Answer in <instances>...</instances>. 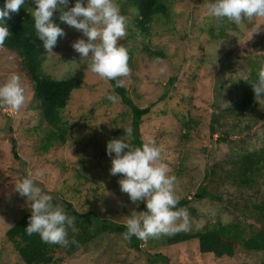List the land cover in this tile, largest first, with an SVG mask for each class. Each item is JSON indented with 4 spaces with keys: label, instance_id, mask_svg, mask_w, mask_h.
I'll return each instance as SVG.
<instances>
[{
    "label": "rangeland",
    "instance_id": "obj_1",
    "mask_svg": "<svg viewBox=\"0 0 264 264\" xmlns=\"http://www.w3.org/2000/svg\"><path fill=\"white\" fill-rule=\"evenodd\" d=\"M162 1L170 9L171 23L153 17L152 22L147 25L149 31L141 38L130 6L123 1L115 0L120 6L121 14L127 17V30H132L127 32L126 39L122 38L119 41L120 45L128 49V63L131 69L130 76L122 78L125 80L123 87L140 108L151 109L149 118L143 120L144 124L137 137L142 143L155 139L157 145L162 147L163 162L171 169L169 175L176 177V195L180 200L187 198L189 201L188 206L182 207L187 210L189 218V228L183 232L195 233L232 221L233 206L242 209L257 204L264 198V170L256 179L252 190H238L229 185L215 188L220 179L214 183L211 181L215 179L211 174L214 165H217L215 166L217 172L223 167L230 169L231 166L227 164L236 157L264 148V98L255 99L251 110L246 114L229 119L224 125L217 123L216 119H213L217 111L213 108L212 90L217 73L222 74L221 84L223 82L221 61L227 59L224 71L227 72L225 102L228 105L231 104V98L238 101L243 94L239 90L228 96L227 93L233 84L241 82L246 85L248 82L249 65L242 58L248 49L246 22L244 20L239 25L227 20L218 22L207 12V4L214 0ZM75 3L76 0H69L68 7L64 10L74 7ZM84 4L87 5V0H84ZM28 5L32 13L35 9L34 0H28ZM60 15L61 12L57 10L52 21L62 22ZM254 20L256 21V18ZM262 20L264 19L257 18L258 23ZM209 29L214 30L213 37L209 36L211 33L206 32ZM63 30L66 35L59 38L56 48L53 49L57 56L49 54L37 75L41 78L64 80L80 72L81 87L73 91V100L70 104L95 102L98 95L107 98L111 94L108 81L101 80L96 74L87 71L86 62L81 60L80 55L71 46L77 39L87 38L66 23ZM145 45L151 51L162 52L165 58L159 62L149 59L143 52ZM73 61L77 64H72ZM161 68L164 69L163 73L160 71ZM13 73L21 78L26 101L19 112L6 108L10 112H15L16 116H5L1 113L3 108H0V264H19L13 248L4 242L3 236L10 225H13V219L19 218L23 212L30 211L27 198L15 191V185L35 173L37 169L44 172L43 176L35 177L36 183L43 191L53 196L54 202H61L60 200L65 197L81 214L94 212L101 219L126 224L125 217L133 209L146 211L145 202L133 204L128 194L121 191L119 184L116 185L123 176L110 174L114 154L113 157L107 155V142L124 136V129L130 127L128 121L115 122L116 124L106 122L107 133L104 134H94L90 130L74 132L71 138L67 136L64 142L51 138L53 130L40 122L36 110L28 109L33 100V92L29 82L22 75L18 56L10 50L1 49L0 85ZM172 77L176 79L170 85L169 80ZM190 97L194 100L193 104L199 107L198 109L193 105L190 107L195 113L194 119L197 123L195 128L187 132L184 128L180 130L179 124L176 126L169 115L173 114L175 103L180 101V98ZM116 107L118 110L114 111ZM221 107L224 108L226 105ZM99 109L95 105L93 110L89 106L84 108V111L92 112L94 119L98 116L100 120L101 117L109 118L102 114V110L98 114ZM107 111L106 115L113 117L120 111L126 113L127 109L120 105L119 98L118 102H112L108 106ZM211 121L215 127L212 138L206 123ZM155 123H160L158 129L154 128ZM118 127L123 134L110 135ZM170 131L169 138L164 132ZM222 132H226L228 137L221 135ZM181 133H185L186 137ZM81 134L87 139L80 138ZM78 136L79 141L73 140ZM11 137L16 141L19 159H15L11 153ZM220 137L225 141H219ZM130 141V138L126 139L127 143ZM39 146H45L49 151L43 153L38 149ZM61 164L65 166L64 170L59 169ZM76 171L86 177L87 185L89 180L97 192L101 191L100 194H92L84 188L85 195L82 199H85L86 204L81 208L77 207L78 202L75 200L79 201L80 194H76L74 200H70L68 192L62 195V185L58 184L66 182V179L76 174ZM218 175L221 176L222 173ZM77 184L80 186L79 182ZM199 187L206 188L212 194L215 192L214 194L219 195L222 201H216L211 196L195 199L194 195ZM105 191L107 196L102 197ZM156 252L162 253L168 259V264H257L260 258L241 251L232 258L214 259L211 255H200L195 241L165 247L152 237L142 240L140 250L136 251L129 247L122 235L105 234L94 239L76 256L69 258L57 253L54 260L58 261L56 264H162L159 261L151 263L148 260L146 253Z\"/></svg>",
    "mask_w": 264,
    "mask_h": 264
},
{
    "label": "trees",
    "instance_id": "obj_2",
    "mask_svg": "<svg viewBox=\"0 0 264 264\" xmlns=\"http://www.w3.org/2000/svg\"><path fill=\"white\" fill-rule=\"evenodd\" d=\"M119 1H123L132 9L133 19L136 28L140 31L141 38L149 31L147 25L152 22L153 17L164 19L168 24L172 21L170 9L162 0ZM4 4L5 0H0V8H3ZM10 16L11 19H6L3 23L9 28L11 36L6 40L5 46L0 48V50L7 49L18 56V61L22 68V75L29 82L33 92V100L28 109L36 110L39 114L40 122L47 128L53 130V133L50 134L51 138H57L61 142H64L66 137H70L74 132H86L90 130H92L94 134H104L107 133L105 128V126H107L105 125L106 122L116 124L115 122L120 123L121 121L127 120L129 126L133 130L129 144L133 147H142L144 142L142 143V141L139 140L137 133L144 124L143 120L149 118L148 114L151 110L149 107L140 108L127 95V91L123 86L115 88V94L120 98V105L127 109L126 113L120 111L113 117H111V115H106L108 106L112 104V101L99 95L97 96L98 100L95 102L90 101L85 104H70L73 100V91L81 87L80 72L64 80L39 77L37 72L49 53L45 51L42 42L36 36L34 19L32 13L29 11L28 0H25L24 5L19 9L18 13H10ZM245 22V27L248 32V39L246 40L248 49H246L247 52L242 58L249 65L248 82L246 85L241 82L234 83L231 90L227 93L228 96H231L235 91H242L243 94L241 98L238 99L237 97L238 101H234L231 98V104L224 108L220 106L219 102L213 105V108L217 111V113L213 115V119H216L217 123L221 125H224L229 119H235L242 114H246L248 110H251L250 108L253 106L256 99L251 84L258 79V71L261 65H264V20L258 23L256 18V21L245 20ZM53 23L57 24L62 29L64 28L63 22L54 21ZM127 32H132V30L128 29ZM206 32L211 33L209 35L210 37H213L212 33H215L213 29L206 30ZM123 38L126 39V36ZM143 52L152 60H157V58L161 60L165 58L162 52L151 51L147 45L143 46ZM226 63V58L224 61H221L224 78L220 85L221 90L219 92L220 98L222 97L224 101L225 98H227L225 92V83L227 82L225 75L227 72L224 71ZM175 79V77H172L169 80V84L172 85ZM108 84L110 85L111 94H113L115 81H108ZM236 95L238 96L239 93L237 92ZM76 99L78 98L76 97ZM76 99L75 101H77ZM193 101L191 97L188 99L180 98V101L175 103L176 107L172 112L173 114L169 115L176 126L179 124L180 130L184 128L185 131L189 132V130L196 126L197 122L196 119H194L195 113L190 107L193 105L194 108L196 106V109H198L199 106L194 105ZM95 105L100 108L98 114L99 111L102 110V114L109 118L105 119L101 117L100 120L98 116L94 119L92 112L84 111V108L89 106L90 109L93 110ZM117 110L118 107L114 109V111ZM110 111L113 110L110 109ZM212 121L206 122L211 138L212 134L215 132ZM157 124L158 123L154 124V128L157 127L158 129L160 123ZM112 134L120 135L123 134V132L120 127H118L115 128L110 135ZM164 134L169 136L171 135V131L164 132ZM184 134L185 133H181L183 136ZM82 135L83 134L80 136ZM221 135L228 137L226 132H222ZM80 136L73 138V140L76 139L79 141L78 138ZM170 137L171 136H169V138ZM184 137H186V135ZM80 138L83 140L87 139L86 136ZM219 141L224 142L225 139L220 137ZM10 143L12 155L15 159H19L16 152V141L13 137H11ZM38 149L43 153L49 151L45 146H39ZM92 152L95 153V150L92 149ZM227 165L231 166L230 169H224L223 167L220 168V172H217L215 167L217 165L212 167L211 174L215 179L213 178L211 181L214 183L216 181L218 182V179H220L219 182L216 183L215 188L229 185L238 190H252L256 179L264 170V148L259 151L246 153L243 156H238ZM59 169L64 170L65 166L61 164ZM220 173H222L221 176L218 175ZM85 178L86 177L76 171V174H72L66 179V182L58 183L62 185V195L68 192L70 200H74L75 195L78 193L80 194L79 201L75 199L78 202V208H81V206L84 207V204H86L85 199H82L85 195L83 193L85 191L84 188L91 191L92 194L101 193V191L97 192V189L90 184L91 181L88 180L87 185ZM76 181L79 182L81 187L78 186ZM116 185H118L117 182ZM214 193L212 194L206 190V188L199 187L194 198L204 199L211 196L216 201H222L220 196ZM101 196L106 197L107 192L105 191ZM60 201L61 202L53 201V203L63 205L67 214L75 217V224L79 231L73 233L71 229H69L68 238L71 240L74 237L78 241V244L70 245L65 248L60 245L45 243L39 234L28 235L25 228L27 227L31 212H23L19 218L12 220L13 225H10L3 236L4 242L13 248L19 264H56L58 261L54 260V256L57 253L64 254L71 258L85 249L86 246L98 236L105 234L122 235V233L127 231L126 224L101 219L94 212L81 214L77 209L73 208L72 203L65 197ZM188 204L189 201L187 198H183L179 201L177 209L188 206ZM231 212L234 214V219L226 224H217L195 233L180 231L173 235H161L159 238L153 239H156L157 242L165 247L195 241L197 242L200 255H211L214 259H221L223 257L232 258L242 251L260 256L257 264H264V198L261 199L259 203L242 209L233 206ZM126 241L131 249L136 251L140 250V245L142 243L141 239L132 236L130 241ZM146 254L151 263L159 261L162 262V264H168V259L162 253L156 252L153 254Z\"/></svg>",
    "mask_w": 264,
    "mask_h": 264
},
{
    "label": "clouds",
    "instance_id": "obj_3",
    "mask_svg": "<svg viewBox=\"0 0 264 264\" xmlns=\"http://www.w3.org/2000/svg\"><path fill=\"white\" fill-rule=\"evenodd\" d=\"M25 0H5L0 8V48L5 46L11 36L9 28L3 23L11 19L10 13H18ZM69 0H34L32 10L34 28L37 38L42 42L45 51L51 55L58 38H63L64 30L53 23L52 17L59 10L60 20L81 32L87 40L80 38L72 43V48L86 62V70L96 74L101 80L115 81L113 94L107 99L116 103L119 96L115 88L122 87L131 74L128 49L119 44L127 35V17L121 14L120 6L115 0H76L74 7L65 11ZM208 14L218 22L227 20L241 24L244 20L264 19V0H214L207 4ZM57 56V55H55ZM159 62V58H157ZM77 64L76 62H71ZM163 73L164 69H160ZM256 99L264 98V65L258 71V79L251 84ZM25 89L18 74H11L8 80L0 85V108L5 116H16L6 108L19 112L25 105ZM213 102V101H212ZM220 106H229L221 97ZM125 135L107 142L106 152L111 160L110 174H121L118 184L122 192L128 194L133 204L146 203V211L133 209L126 219L127 231L122 233L125 240L132 236L145 240L161 235H173L187 231L189 218L186 209L179 208L180 197L176 195V177L169 175L171 169L163 162L162 147L155 139L145 142L142 147H133L126 142L132 136L131 127L124 129ZM37 169L16 183L15 191L27 198L31 215L25 231L28 235L39 234L48 244L69 247L77 245L73 237L68 238L69 229L78 232L75 217L67 214L63 205L53 203V196L46 194L36 183L35 177L43 176ZM177 209V210H174ZM179 222V223H178Z\"/></svg>",
    "mask_w": 264,
    "mask_h": 264
},
{
    "label": "water",
    "instance_id": "obj_4",
    "mask_svg": "<svg viewBox=\"0 0 264 264\" xmlns=\"http://www.w3.org/2000/svg\"><path fill=\"white\" fill-rule=\"evenodd\" d=\"M222 74L217 73L214 79V85L212 90V101L213 105H216L219 102V92H220V84H221Z\"/></svg>",
    "mask_w": 264,
    "mask_h": 264
}]
</instances>
